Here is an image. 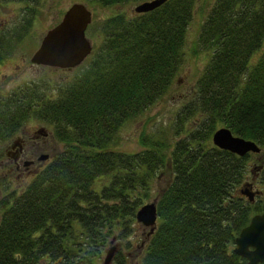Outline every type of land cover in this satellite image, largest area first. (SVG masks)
I'll return each instance as SVG.
<instances>
[{"label":"trees","instance_id":"16d2710c","mask_svg":"<svg viewBox=\"0 0 264 264\" xmlns=\"http://www.w3.org/2000/svg\"><path fill=\"white\" fill-rule=\"evenodd\" d=\"M2 1L22 2L27 13L0 33V62L37 2ZM143 1L86 0L91 7ZM195 1L165 0L129 16L114 11L97 22L99 45L68 80L51 88L40 77L0 91V143L34 119L63 144L24 183L0 179V264H98L113 237L125 251L109 264H129L135 212L161 180L151 199L155 227L139 233L136 264H246L233 240L262 205L238 188L247 174L264 180V161L248 168L253 152L239 156L210 137L225 127L264 149V0H213L190 42L191 53L207 59L179 109L166 128L139 134V150L115 148L119 129L175 82Z\"/></svg>","mask_w":264,"mask_h":264},{"label":"rangeland","instance_id":"374dc122","mask_svg":"<svg viewBox=\"0 0 264 264\" xmlns=\"http://www.w3.org/2000/svg\"><path fill=\"white\" fill-rule=\"evenodd\" d=\"M211 2H213V0L195 1L192 20L190 21L187 29L185 45L187 53L186 59L183 62L178 75L174 79L175 82L169 87V90L164 93L162 97H160V99L139 115L138 118L127 122L119 129L118 138L120 141L115 146L116 149L129 152L139 150L140 146L137 143L139 134L143 130L150 132L154 127H156L155 129L160 127L166 128L168 120L170 122L172 118V114L179 109L180 103L188 95L191 86L207 59V54L205 52L191 53L192 44H190V42L192 41L195 31L199 25L201 13H205L207 6H209ZM72 3H82L91 13L90 22L92 24H89L90 26L88 32L85 33V36L91 44V49L95 45H99L100 42L99 35L95 34L93 31L97 26V22L109 16L114 11H122L126 16L133 15V7L135 6V4L125 3L124 5H120L118 7H102L99 5L91 7L86 0H37V2L30 5L34 10V15L32 16L25 33L19 41L12 44L10 53L3 58V61L0 62L1 92L5 93L14 88L16 85H20L23 82L40 77L49 82V85L52 88L56 84H60L68 80L77 71L78 66L70 69H64L42 66L29 62L31 53L37 47L46 30L59 21L62 13ZM26 13L24 3L0 0V33L4 31L11 32L21 23L22 18L26 15ZM188 52L192 55L188 54ZM81 64H84V61H82L79 65ZM46 130H48V128L44 127L37 120L29 119L11 139L7 140V142L0 143L1 180L7 179L6 182L12 187H16L24 183L28 180V176L35 165L46 160L45 158L47 157H52L54 153H57L60 149H62L63 144L54 140L52 135L49 133V130ZM18 138L19 140H23L22 143L25 147V151H35L36 149V152L32 155L27 156V154H25V156L21 157L22 159L21 162H19V167L16 169L15 163L13 162V154L16 152V144L19 143ZM13 142L14 145L11 147ZM37 147L40 148L39 151L37 150ZM40 155H46V157L38 160ZM250 159L248 168H250L251 165L253 166L255 164H259L260 161H264V149H262L258 154H252ZM25 161H30V163L24 164ZM32 162L33 164H31ZM244 181H252L249 174H247L243 179V182ZM263 182L264 181H262V183ZM252 183H255L254 180ZM162 184V180L159 183L156 182L153 184L152 194L154 195L151 196L149 201L155 197ZM260 186L261 189L262 187L264 188V184H261ZM135 229L137 237L135 239L130 237L132 247L126 250L129 264H136L139 251L142 249L141 245L140 247H137L140 240L139 233L147 230L146 227L140 224L136 225ZM108 242L107 248L113 247L114 252L119 248L125 251V249L122 248L124 247V240L118 241L113 237ZM98 264L102 263L99 262Z\"/></svg>","mask_w":264,"mask_h":264},{"label":"water","instance_id":"95a60500","mask_svg":"<svg viewBox=\"0 0 264 264\" xmlns=\"http://www.w3.org/2000/svg\"><path fill=\"white\" fill-rule=\"evenodd\" d=\"M165 0H146L133 7L135 12H146L159 6ZM91 21V13L82 3H72L62 13L59 21L46 30L29 62L53 68L70 69L78 65L90 52L91 44L85 36V29ZM210 140L218 148L242 156L247 152H259L252 141L233 135L228 128L219 127L212 133ZM11 144V147H13ZM46 155H40L38 160ZM30 163L25 161L24 164ZM243 193L251 198L253 192L245 189ZM137 223L148 228L149 235L156 221L155 200L142 204L135 212ZM232 251L246 260V264H256L264 260V211L251 216L245 226L240 228L233 240ZM114 253L108 247L102 264H109Z\"/></svg>","mask_w":264,"mask_h":264},{"label":"flooded vegetation","instance_id":"af4514ba","mask_svg":"<svg viewBox=\"0 0 264 264\" xmlns=\"http://www.w3.org/2000/svg\"><path fill=\"white\" fill-rule=\"evenodd\" d=\"M78 65H76V66H78ZM42 66H44V65H42ZM18 141H19V143L16 144V150H15L16 152H14V154H13V159H14L13 162L15 163V168L16 169H17V167H19V162H21V159H22L21 157L25 156V154H27V156H29V155H32L34 152H36V149H35V151L34 150L33 151H28V150L25 151V147L23 146V143H22L23 140H21V139L19 140V138H18ZM18 141H16V142H18ZM39 149L40 148L37 147L38 151H39ZM16 156H17V158H16ZM33 162L31 164H33ZM250 179H252V181L254 180L255 183L253 184L252 181L251 182L250 181L242 182V184L238 188V192L242 196H244L249 203H251V204L259 203V204L262 205V210L253 213L251 215V216H253L254 214H258V213L264 211V192H263L264 188L263 187H262V189L260 188L261 187L260 185L264 184V182L262 183V181H264V180L260 179V177H258L256 174H253L250 177ZM245 189L251 190L253 192V196L251 198H248L243 193V191Z\"/></svg>","mask_w":264,"mask_h":264}]
</instances>
